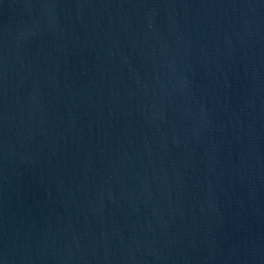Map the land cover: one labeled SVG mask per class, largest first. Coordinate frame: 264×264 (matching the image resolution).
Here are the masks:
<instances>
[{"label": "water", "instance_id": "1", "mask_svg": "<svg viewBox=\"0 0 264 264\" xmlns=\"http://www.w3.org/2000/svg\"><path fill=\"white\" fill-rule=\"evenodd\" d=\"M0 264H264V0H0Z\"/></svg>", "mask_w": 264, "mask_h": 264}]
</instances>
